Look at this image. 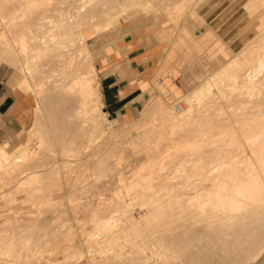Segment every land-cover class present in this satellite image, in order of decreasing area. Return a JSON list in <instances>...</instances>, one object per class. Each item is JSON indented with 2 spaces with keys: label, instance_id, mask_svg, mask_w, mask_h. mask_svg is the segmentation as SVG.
<instances>
[{
  "label": "bare ground",
  "instance_id": "bare-ground-1",
  "mask_svg": "<svg viewBox=\"0 0 264 264\" xmlns=\"http://www.w3.org/2000/svg\"><path fill=\"white\" fill-rule=\"evenodd\" d=\"M151 1L0 0V57L18 65L17 69L22 74L18 88L35 96V113L43 111L40 110L43 92H48L59 112L65 113L73 107L77 121L73 118L72 125L82 128L86 135V141L78 145L81 148L87 147L82 150L85 154L83 157L96 152L90 150L92 148L88 145L93 142L94 133L109 132L110 136L127 133L124 129L119 130L118 125L117 128H112L116 121L107 118L106 112L100 110L102 100L99 81L86 39L95 37L109 24L120 23L122 17L144 10ZM186 1L181 0L179 6L183 7ZM255 5L257 6L251 7L254 9H251L252 12L259 6L263 7L258 32L238 51L230 50L209 27L192 34L188 30V23L181 24V31L184 33L180 32L178 41L182 45L194 46L198 51L207 49L220 67L181 94L182 99H179L183 103L176 101L170 105L172 108L169 106L172 94L157 80H153L152 86L155 87L156 84L160 96L158 94L159 97L153 99L155 101L147 106V110L146 107L143 109L140 117L132 120V129L137 130L138 138L153 134L158 140L164 134L173 135L179 143L178 146L174 141L180 148L178 150L187 151L190 163L180 162L175 168L172 166L173 170L159 174L161 170L158 173L155 170L161 166L162 163H159L162 156L159 157V162L154 157L149 162L146 160L148 164H137L138 167L133 164L130 176H125L121 171L115 174L114 191H99L94 203L88 201L90 204L86 209L88 216L85 219L91 223L92 228L88 231L81 227L79 245L82 248L75 254L81 258L83 256L85 261L79 258L76 262L78 258H73L77 264H196V260L198 264H236V261L241 264L248 258L250 261L248 259L247 264H250L264 253V245H261L260 248L258 246L257 253L253 252L256 254H250V233L253 230L247 225L264 221V77L261 76L264 72V2L262 5ZM153 9L155 14L161 9H168L166 1ZM50 11L57 14V18L54 14L53 20H47ZM9 15V20H5ZM83 24L92 28L88 35L83 34ZM46 61H54L58 67L53 66L55 69L52 70L57 71L48 75L52 76L50 86L44 88L46 80L38 72ZM249 62L253 64L248 69L243 68ZM154 93L152 89L151 95L155 96ZM70 100L75 103L74 106L67 103ZM177 102H180L182 109L176 108ZM223 103L230 109L222 111ZM64 104L67 106L62 108ZM147 116L149 121L146 120ZM155 121H160L161 124H156ZM44 132L39 125H34L26 131V138L16 145L0 143V198L3 202L14 203L20 197L18 195L17 198L15 194L23 191V201L31 202V206L38 212L42 211V205L53 204L52 209L46 213L55 217L59 212L61 214L63 208L58 211L59 203L52 201L53 193V199L46 197L42 200L41 196L45 191L38 184L42 181V172L47 171L45 166L47 163L51 164L50 160L44 158L47 161L44 166L43 157L40 156L46 139L42 135ZM156 143L158 142L153 144L155 147ZM123 144L124 142H113L105 155L95 158L91 166L95 182L105 175L107 159L121 151ZM72 149L74 148L69 146L62 153L64 157L60 161L55 160L52 166H47V174L51 170L57 172L63 166L68 170L74 163L82 165L78 160V157L81 159V151ZM115 161L118 166V159L115 158ZM56 162L58 165H54ZM164 162L168 163V159ZM143 170L145 174L141 173ZM132 175L134 178L124 182V178L129 179ZM83 180L85 179H80ZM153 180L159 182L155 188H151L155 183ZM112 197L118 200L110 206L111 201L108 200ZM54 203L57 205L54 206ZM98 208H102V212ZM103 211L108 214L104 215ZM38 215L24 219L25 221L17 220L19 222L14 223L17 227L15 230L12 226L7 228L5 221L0 223V264L38 263L36 261L39 260L40 253L45 247L51 246L58 233V230H50L46 224H39ZM223 236L225 238L221 239ZM239 238L241 241L237 245ZM219 239L224 241L223 245L220 244L222 246L216 242ZM212 246L221 247L226 253L208 254L207 248ZM65 253L68 255L69 252ZM62 254V263L55 257L46 260L44 264H74L71 258L73 263L69 260L66 262L67 256Z\"/></svg>",
  "mask_w": 264,
  "mask_h": 264
},
{
  "label": "rangeland",
  "instance_id": "rangeland-1",
  "mask_svg": "<svg viewBox=\"0 0 264 264\" xmlns=\"http://www.w3.org/2000/svg\"><path fill=\"white\" fill-rule=\"evenodd\" d=\"M66 1H68V0H66ZM164 1H166L168 9H164L165 11L163 9H161L160 11H158L155 14L153 12V10H154L153 8L160 6ZM164 1L152 0L151 2L148 3V6L145 7L144 10L140 9L139 12H136L137 14L134 12L131 13L130 16L127 17L126 21L124 23H122V25L117 24V23H113V24H109L108 26L104 27L103 29H101L99 31V33L95 37H92V38L89 37L90 39L87 38L88 40L86 39V42L88 43V47L92 50H94L95 48H98L99 46L102 47L106 42L116 39L123 32L122 31L123 28L125 29V31H127L129 33L132 32V33H137V34H148V37L146 38L148 40L150 39L153 41H156V40L162 41V42H165V44L171 45L170 44L171 41L179 42L178 41L179 36L181 35V33H184L183 31H181L182 30L181 27L185 23L186 24L188 23L187 24L188 30L192 34L199 33L200 31H204V29L209 27V28L213 29L214 32L217 35H219L220 38H222V40L225 42L226 46H228V48L230 50L238 51L239 49H241L243 47V45L248 40H250L251 37H253L258 32L257 30H258V27L261 23L260 21L262 20L261 14L263 12V7L259 6L260 8H258L257 10H255L253 12H252V10H254V9H252L251 7H253V8L256 7L257 5H255V4L262 5V2H264V0H253V3L255 1V3L253 4L252 0H187L184 3L183 7H181V6H179V3L181 2V0H164ZM175 1H178V2H175ZM249 4L250 5L252 4V6H250ZM60 5L63 6V4H60ZM176 6L179 7L180 9L176 8ZM54 14L55 13L50 11L48 14L50 17H47L48 19L47 18L46 19L47 20H49V19L53 20L55 16L57 18V14H55V16H54ZM9 18H10V15L6 16L5 20H9ZM99 18H101V16ZM83 25H84V28L82 29L83 34L88 35L91 32L92 28L87 27L86 24H83ZM179 25H181V26H179ZM162 29H163V31H165L164 32V39H159L160 37H162V35L160 33V30H162ZM32 32H35V31H32ZM175 49H176V51H178L183 56V58H184L183 63L186 64L185 70L187 69V71L190 73L189 76H191V77H178L176 79L175 82L179 81V86L181 87L180 90L182 93L186 92L189 88L198 84L199 81L208 72H211L214 69L220 67V64L218 63V61L213 56H210L207 49H202L201 51H198V49L196 47L191 46V45H186V44H183L182 47L181 46L180 47L175 46ZM7 60L8 59H3L0 57V63L4 64L9 69H13V70L15 69L16 71H18V73L22 77V74L17 69L18 65L12 60H10V61L8 60V62H7ZM42 62H43V60H42ZM46 62L47 63L44 62L43 65L40 66V68L42 70L38 72V75L41 74L43 77L42 79L46 80L45 83L43 84L44 88L45 87L47 88L50 86L49 83H50V78L52 79V76H48V75H50V74L52 75V74L56 73V71H57V70L55 72L53 71L55 69V67H53V66H56V68L58 67L54 61H51V62L46 61ZM52 62L55 65H53ZM252 64H253V62H249L248 65L243 67V68L248 69L249 65H252ZM262 75L264 77V72L261 74V76ZM45 77H47V78H45ZM36 78H38V77H36ZM154 88L157 89V91H158V92H156L157 95L155 97H153V95H151L149 97V99L145 100L144 102H146V103L143 102L139 106L137 112L134 114V116L131 119L129 118L126 120L125 119L126 117L124 119H121L119 117H115L114 115H108L106 113L107 118H109V119L115 118L117 120L115 123H113L112 128L118 127V128H120L119 130L124 129L125 131H127V133H123V135L120 134L118 136H110L111 133H109V132H105L102 134L94 133V139H93L94 143L91 142L88 145L92 148L90 150H92V151L94 150L96 152H93L94 155H90L87 157L84 156L85 158L83 157V155H85V154H83L84 152L82 153V150L84 147L81 148V147H78V145L81 144L82 142L86 141V135L83 132L82 128L78 129L79 127L72 125V123H74L73 120L75 122L77 121V120H75L76 118L74 115L73 107L69 108L65 113L59 112L60 110L58 109V107L56 108V105H54L56 103L53 102V100L50 98V95L48 96V92H43L41 95V98H40V108H41L40 110L41 111L43 110L42 113L40 111H38V113L34 112L35 111L34 110V103H35L36 99H35V96L33 94H31L33 96V105H32V109H31V114H32L31 123L32 124L30 123L29 127L22 129L21 132L15 134V135L0 139V142L7 140L9 142L10 146H13L16 143H18L19 141H22L23 139L26 138V136H27L26 131L29 128H31L34 125H39L40 128L42 129V132L45 131L44 134L42 133V135H44L43 138L44 139L46 138L45 144L43 145L44 149L43 148L41 149V153H40L41 155L40 156L43 157L42 163L44 164V166H45V163H47V161L50 160L51 164L49 163L50 165H48V163H47L48 167L53 165V163H52L53 161H55V160L60 161V159L64 157V155L62 153L69 146L73 147L75 150L78 147L79 149L77 148V150H79V152L81 151L80 152L81 159H80V157H78L79 159L76 158L75 161H77V159H78L79 161L82 162V165H80L79 163H77V164L74 163L75 166L74 165L73 166L75 168H73V166H69L70 168H73V170L70 168H68V170H70V171L65 170L66 167L63 166V167H60V169H58L57 172H55L56 170H51V172H49L47 174L48 167L45 166L47 168V171L45 168L46 173L43 171L42 175L39 174L40 179L42 177V181L40 180L38 184L42 185L44 188V191L46 192L45 193L44 191H42L45 193V194L42 193L43 196L44 195L45 196L44 197L41 196L42 197L41 199L44 200V199H46V197L49 199L54 198L52 201H56L61 205L60 206L59 204L57 205V203H54V206H56V205H57V207L59 206L58 209L59 208L60 209L58 211L62 210L61 208H63V210L61 211V214L59 212L58 216L51 217L52 214L46 213L47 211L52 209L51 207L53 204L42 205L41 207H42L43 213H41V214H43V216H41V214H40V212H42L41 210H39V212H38V210H36L34 207L31 206V202L28 203L26 201H23V199H24L23 196L25 195L23 191H19V192H17V194H15L17 198L19 196L20 197L14 203L3 202L4 200L0 198V212H1L0 213V223L2 221H5L6 222L5 226L7 228L12 226L15 230L17 228L15 226V224H17L19 221H25L24 219L30 218L31 216L34 217V216L40 214V216L38 215L39 219L37 220V222H39V224H42V225L46 224L50 230H52V229L58 230V233H56V239L51 244V246L45 247L43 249V251L40 253L39 260L36 261V262H38L37 264H44L46 262V260L48 261L50 258L54 259L55 257H57L56 258L57 261L62 263V261H63V260H61V259H63L62 253H64L67 256V260L65 259L66 262L69 260V261H72L70 263H73V260L74 259L76 260L78 258L76 260V262H77L79 260V258H81L78 255H76L77 252H80V248H82L79 245L81 243L80 242V240H81L80 234H81V230H82L81 227L85 228L88 231L91 230V228H92L91 223L87 219H85L88 216V210H86V209L89 207V204H90L89 202L94 203L96 201V194L99 191H103V192L106 191L108 193H111L114 191V186H115L114 183L116 180L115 174H117L119 171L124 173L125 176H130L132 174V171H133V164L136 167H138L140 164H145V163L148 164V162L151 161V159H153L154 157H156V158H154L155 160L158 159V162L160 161V159H161V161L163 159H166V160H163L162 162L160 161L159 164L162 163L161 166L159 165L155 170V172H157V173H158V171L161 170L159 172V174H162V173L164 174V173H167V172L173 170L178 165V163H180V162H184L185 164L190 163V161L188 160L189 156H187L188 154H186L187 151L186 150L179 151L180 148L177 147V144L179 146V143L177 142V139H175L173 137V135L169 136V134L168 135L164 134L163 137L161 139H158V140L155 136H153V134L150 136H146V135L143 136L142 135L141 137L138 138V136H136L137 130L132 129V128H134L133 127L134 121H132V120L133 119L136 120L138 117H140L143 109L146 107V110H147L149 108V107L147 108V106L150 105L152 101L153 102L155 101L153 99L154 98L157 99V97L160 96V93H159V90H158L156 84H155ZM158 94H159V96H158ZM181 97H182V95L172 97V99L174 98L173 99L174 101L172 99H170V101L172 103H170L169 106L172 105L173 103H175L176 101L182 102V100H180V99H182ZM183 98H185V97L183 96ZM67 103H69V105L72 104L71 106L75 105V103L71 100ZM50 104H53V105H50ZM65 106H67V105L64 104V106L62 108H64ZM170 107L172 108V106H170ZM225 109L228 110L230 108L226 107L225 103H223V105L221 106V110L226 111ZM100 110L104 111L103 104L101 105ZM217 110H219V109H217ZM55 117H56V119H55ZM146 120H148V121L150 120L149 116L146 117ZM155 123L161 124L160 121L159 122L155 121ZM96 134H97V136H96ZM165 135L168 137H166ZM168 140H169V142H168ZM175 140H176L177 144L174 143ZM170 141H172V143ZM113 142H124V144H123L124 146H123L121 151L116 152L113 157H110L109 159H107V162H106L107 169L104 172L105 175L103 174V177H100V179L97 180V182H95L96 180L94 181L93 175H91L93 173V170H91L92 169L91 166H93L94 161L98 157H101V156L106 154V152L109 149L108 147H111V144ZM141 142H142V144H141ZM155 142H158V143H156V147L154 146ZM134 143L137 145H135ZM109 144H110V146H109ZM144 144H147V145L144 146ZM148 144H149V146H148ZM174 144L176 145V147H174L175 146ZM141 145H142V147H140ZM147 146H148V149H147ZM170 146H171V148H170ZM137 147L143 149V151H141V149H138ZM167 147H168V149H167ZM86 148L87 147H85L84 150ZM173 148H175V149L172 151ZM178 148H179V150H178ZM74 149H72V150H74ZM155 149H158V150H155ZM72 150H71V152L73 153ZM77 150H76V152H77ZM135 150H136V153H135ZM154 150H155V152L157 151L159 153L152 152ZM150 153H152V154H150ZM177 153H179V154H177ZM147 155H148V157H145ZM180 155H182V156H180ZM164 156H167L168 158L164 157ZM184 156H185V158H184ZM149 157H150V159H148ZM159 157H161V158L159 159ZM44 158L47 161H45ZM115 158L118 159V161H119L118 166L116 165ZM129 158H130V160H129ZM172 158H174V159L172 160ZM86 159H87V161H86ZM167 159H168V163L164 162V161H167ZM169 159H171V160H169ZM146 160L148 162H146ZM174 161H175V163H174ZM176 162H177V164H176ZM70 164L72 165V163H70ZM137 164H138V166H137ZM54 165H58V162H56ZM76 165H77V169H76ZM83 165H85V166H83ZM44 166H42V167H44ZM135 166H134V168H135ZM115 167H117V168H115ZM161 167H162V169L164 168L163 169L164 171H162ZM80 168H82V169L80 170ZM118 168H120V170H117ZM49 170H50V168H49ZM60 170H61V172H60ZM141 173L145 174L146 172L143 170V171H141ZM81 175L84 176L85 178L82 177ZM55 178H56V180H54ZM57 178H59L60 180L58 181ZM108 178H109V180L107 181ZM132 178H134L133 175L131 176V178H129V179L124 178L123 180H124V182H128ZM80 179L81 180L85 179V180L80 181ZM105 181H107V182H105ZM154 181L155 180H153V182ZM41 182L43 184L44 183L45 184L43 185ZM53 182H54V184H53ZM155 183H153L154 185H151V188H153V187L155 188V186H157V184L159 182L156 180ZM52 193L54 194L53 198H52ZM56 194H58V195H56ZM104 196H108V195H104ZM110 199L108 200V201H111L110 206H113V203H116L118 200L117 198H113V197ZM59 200H60V202H59ZM25 203L28 205V207H26L27 205ZM22 206L25 209L21 208ZM101 209L98 208L97 210L102 212ZM32 210H34V211L36 210V212H38V214H36V212H34ZM85 210L87 211V213L85 212ZM44 213H45V215H44ZM103 214L107 215L108 213H107V211H103ZM33 217H31V218H33ZM17 220H19V221L17 222ZM84 221H86V223ZM262 222L263 223L254 222L252 224L250 223V225L247 224L249 226L248 228L250 230H253L250 233L251 243H252V248H251V252H250L251 255L256 254L259 251V248L261 247V245H264V243H262V242H264V232H263L264 231V221H262ZM224 238L225 237L223 236L221 239H224ZM221 239H219L218 241L216 240L218 245H220L224 242L223 240L221 241ZM239 239H237L236 244H237V242L240 243L241 239L240 240ZM248 240H249V238H248ZM222 245H220V246H222ZM254 246H256L257 248ZM258 246H259V248H258ZM220 248L212 246V247L207 248V250L209 252L207 250L206 251L208 254L220 253L221 255H224L226 253L225 250H223V249L221 250ZM210 249H211V252H210ZM256 249H257V251H256ZM72 251H74L73 255L76 253L75 254L76 257L71 254ZM65 252H69L68 255ZM253 252H256V253L253 254ZM61 254H62V256H61ZM70 254L73 257L72 256L68 257ZM70 258L71 259L74 258V259L70 260ZM82 258H81V261H85V258L83 256H82ZM248 259H246L245 261H242L244 263L241 262V264L249 263L250 259H249V261H248ZM75 260H74V264H77L75 262ZM51 263L53 264V262H51ZM237 263H238V261H236V264ZM196 264H198L197 260H196ZM250 264H264V253L259 255L258 258L256 257V260Z\"/></svg>",
  "mask_w": 264,
  "mask_h": 264
},
{
  "label": "crops",
  "instance_id": "crops-1",
  "mask_svg": "<svg viewBox=\"0 0 264 264\" xmlns=\"http://www.w3.org/2000/svg\"><path fill=\"white\" fill-rule=\"evenodd\" d=\"M127 17H122L118 24L122 25ZM122 31L116 39L102 47L89 49L104 111L121 119L126 117L127 120L149 99L152 89L158 92L152 86L153 80L176 97L183 94L176 79L191 76L185 70L183 56L175 49V46L182 47L181 42L172 41L169 45L146 39L148 34L129 33L124 28ZM164 32L160 30L162 37L159 39H164ZM20 79L18 71L0 63V139L21 132L31 123L33 96L18 88ZM113 120L117 121L115 118ZM4 142L9 144L7 140L0 143Z\"/></svg>",
  "mask_w": 264,
  "mask_h": 264
},
{
  "label": "built area",
  "instance_id": "built-area-1",
  "mask_svg": "<svg viewBox=\"0 0 264 264\" xmlns=\"http://www.w3.org/2000/svg\"><path fill=\"white\" fill-rule=\"evenodd\" d=\"M176 108H177V109H182V106H181L180 102H177V103H176Z\"/></svg>",
  "mask_w": 264,
  "mask_h": 264
}]
</instances>
